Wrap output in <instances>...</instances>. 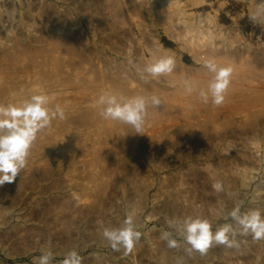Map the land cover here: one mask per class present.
I'll return each mask as SVG.
<instances>
[{"label":"rangeland","instance_id":"obj_1","mask_svg":"<svg viewBox=\"0 0 264 264\" xmlns=\"http://www.w3.org/2000/svg\"><path fill=\"white\" fill-rule=\"evenodd\" d=\"M257 3L0 0V104L46 94L65 112L38 133L15 181L0 186V264H35L49 250L52 264L72 250L80 264H264V239L251 235L203 254L161 239L171 218L200 216L215 231L237 205L264 214V20L250 19ZM162 57L174 59L172 73L137 71ZM208 59L233 69L220 106L198 95L213 77ZM104 93L156 95L163 104L148 107L140 134L100 116ZM129 213L141 239L115 251L103 229Z\"/></svg>","mask_w":264,"mask_h":264},{"label":"clouds","instance_id":"obj_2","mask_svg":"<svg viewBox=\"0 0 264 264\" xmlns=\"http://www.w3.org/2000/svg\"><path fill=\"white\" fill-rule=\"evenodd\" d=\"M254 22L264 20V0H259L256 10L250 15ZM213 73L206 89H199L198 95L202 102L220 106L225 102L226 93L233 73L231 67L218 66L213 60H205L203 65ZM175 68L172 57H162L137 71L148 77H160L170 74ZM143 78V75H142ZM184 90L192 94L194 88L191 82L184 81ZM49 97L46 94L31 95L19 103L0 104V186L12 183L20 172L27 166L30 148L37 139L38 133L51 127L53 120L65 118L64 109L59 105L49 107ZM101 106L100 116L105 120L122 122L130 125L136 133L143 134V128L148 116V107L157 108L163 100L156 95L151 97L135 96L131 98L114 93H104L98 99ZM216 192L223 191L222 182L212 184ZM73 198L76 194L72 193ZM231 223H224L213 231L211 222L203 217L171 218L167 221L171 231H163L161 239L169 248L180 247V241L189 247L187 252L199 251L205 253L212 245H222L227 248H238V236L251 235L256 240L264 239V214L260 210L241 212L237 205L224 217ZM109 246L119 251L121 248L131 251L142 236L137 230L134 216L129 213L119 227H105L102 233ZM179 237V240L174 238ZM54 256L49 251H42L35 258V264H52ZM80 256L75 251H69L62 264H80Z\"/></svg>","mask_w":264,"mask_h":264}]
</instances>
